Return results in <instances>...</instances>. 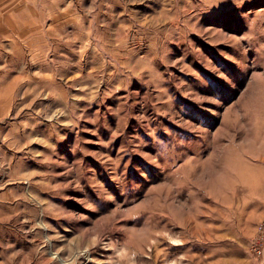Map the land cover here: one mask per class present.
I'll return each instance as SVG.
<instances>
[{"label": "rangeland", "instance_id": "rangeland-1", "mask_svg": "<svg viewBox=\"0 0 264 264\" xmlns=\"http://www.w3.org/2000/svg\"><path fill=\"white\" fill-rule=\"evenodd\" d=\"M0 264H264V0H0Z\"/></svg>", "mask_w": 264, "mask_h": 264}, {"label": "built area", "instance_id": "built-area-1", "mask_svg": "<svg viewBox=\"0 0 264 264\" xmlns=\"http://www.w3.org/2000/svg\"><path fill=\"white\" fill-rule=\"evenodd\" d=\"M255 244H259V242H258V241H256V242H254V244H253V245H255ZM254 247H256V246H254Z\"/></svg>", "mask_w": 264, "mask_h": 264}]
</instances>
